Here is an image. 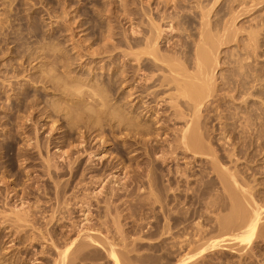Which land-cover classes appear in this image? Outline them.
<instances>
[{
  "label": "bare ground",
  "instance_id": "bare-ground-1",
  "mask_svg": "<svg viewBox=\"0 0 264 264\" xmlns=\"http://www.w3.org/2000/svg\"><path fill=\"white\" fill-rule=\"evenodd\" d=\"M224 1L228 2L229 5L227 8L225 7L226 9H220L219 7L220 10H217V8L220 3H222V0H147L146 2L144 0H129L127 4L124 3V19L122 20L126 21V25H129V28L127 30L124 29V26L121 28L125 30L123 31L125 32L123 37L124 43L121 44L123 38L121 41L118 39L121 42L118 44L124 45L126 50L121 52V54L123 53L121 55L123 58L122 64H118L117 67L114 65L115 69H122L115 75L116 78L110 75V71L114 69L112 63L115 64V60L118 59V57L120 58V54H115L114 49L116 48L113 47L114 45H110L114 48H110L113 49L112 51H110L108 46L110 40L114 37L110 34H118L114 32L117 27L109 28L107 34L110 35L111 39H107L109 35L105 38L108 42L104 45L105 48H102L103 51H101V49V52L97 51L99 53L91 52L92 57L88 59L90 60L89 66L91 64H94V66L92 65L93 67L91 66L88 68L89 72L86 71L88 73L86 75L88 76L87 78L83 76L85 75L83 72L80 77L74 76V71L72 72L70 69L72 64L70 66H63L64 68L62 69L64 70L62 71L61 69L62 72L59 70L58 78L55 79L46 71H36L37 74H40L38 76L35 75L36 78H39L44 85L50 83L49 86L54 88H51L54 90L53 93L56 90V92H61L58 96H60V94L62 95V97L59 98L56 96L55 100L58 98L56 101L52 99L54 100L52 102L51 100L52 108L49 106L50 110L44 106L45 108H42V110L40 109L41 111L39 110V112L47 115L49 111L53 109L52 111L56 113H63L64 116L57 114L58 116L53 117H65V119L62 120H67V122H65L66 124L68 123L70 128L75 130L76 127V130L79 132L81 130L80 137H78L80 138L79 143L78 141V144L76 143V148L78 150L72 146V149L74 147L80 155L77 156L74 161H72V157L71 159L68 158L71 161L68 162L67 171H69L68 173L72 178L78 177L79 175L91 174V177L89 175L90 179H88L89 177H84L89 180L90 184L101 187L99 188V193L96 191L98 193H96L97 196L100 195L101 197V195L107 194L106 200L104 201L106 213L103 211L106 214L105 217L108 218L110 216L109 218L112 217L115 221L117 217V221L120 219L119 217H123L122 220L125 221L129 220V217L132 216L133 218H137L133 215V210L136 211V209L131 210L133 212L132 215L128 214V212L127 214L124 213V215L122 212L123 209L118 205L119 202L125 200L123 199L124 193H128V196L126 194L127 197L130 196L129 193H132L129 190L130 188H127L128 183L122 185L121 182L125 179L131 182L139 181L141 178L138 179V177L142 176L141 173H145L146 171L148 172V179L150 178L149 181L146 178L149 191L145 188L147 183H143V187L148 191L146 194H148L147 196H138V199L134 198L136 202L135 208L139 206L140 213L138 211L139 208H137V211L141 214V212H145V209L147 210L146 207L153 204L156 205L157 203L155 207L160 204L161 215L156 218L157 221L155 220L156 223L152 224V227L149 226V228L151 227L150 229L143 227L142 224L134 225L133 223L132 226L130 224V227L126 228L125 225H120L121 219L118 222L113 221L114 225H112V221L110 222V220H107V222H110L108 224L100 218L103 221L102 223L99 219L102 224L98 221L99 225L97 223V225H91V217L93 216L91 208L94 202L91 204V200L93 199L90 198V196V200L87 198L88 202L87 199L83 200V196L86 195L87 192L81 196L83 201H76L77 203H74L76 206H78V203H81L77 211H79L83 220H80L81 223L79 226H76V224L73 226L74 224H72L73 227L71 229H69L70 226H66L67 230L63 232L60 229L59 231L57 227L55 228V226L62 225L59 223L63 218V215H60L62 213L61 210L64 206L63 210H65V208L68 209L73 205L71 202L73 200L75 202L78 198L74 197V195L71 197V195V199L67 200L68 197L66 198L67 202L66 200L65 202L62 201L67 194V184L61 185V182L58 181L59 183H57L55 182L56 180L54 181L57 183V185L55 184V190L58 197L55 201L58 205L56 204L57 207L55 205L56 208L53 207L54 209H51L52 213L48 216L49 218L46 216L47 207L40 204L41 200L36 206H31L30 204L32 203H29L27 200L28 195L30 196L33 190L28 188L29 190L21 191V195L20 192L15 190V187L14 190H11L7 194L9 197V195L13 193L14 197L12 199L16 200V205H14L12 212L10 211V215H6L9 217L11 216V220L8 219V222L11 224V226L9 225L11 234L9 238L14 235V239L10 241L12 245L8 248V250L11 249V253H4L7 248L4 247L2 250L1 247L3 245H0V264H12L11 262L17 259V255L12 260L7 257L10 255V258H12L11 256L13 255L11 254L14 252H16L14 254L20 255L21 258L26 257V259L29 257V254H32L35 262L37 260L40 261V259L44 260L45 263L43 262L42 264H201V259H203L205 257L204 255L209 253V251L215 253L218 249L229 248L233 250L234 247L235 249L239 246V248H241V245L245 247L238 249L239 253H241L240 250L243 252L246 247L248 249L250 245L251 248L248 250L252 251V242H255L257 238H264V200L261 201L262 197L264 199V194L262 196V192L260 193L262 196L260 199L259 192L257 194L256 190H259L258 188L261 184H259L258 180H254L258 179L255 178L257 176L256 173L254 177V174L250 175L255 172V168L253 167H256L255 163H258L260 158L264 155V64L261 62L264 58V37L261 38L259 34L263 32L260 31V28L261 30L264 28L263 19L256 22V29L252 26L249 27L250 31H248L249 33L247 34L248 38L246 37V39L243 37L245 40L241 39V42H247L242 43V45L245 44L243 45L244 47L240 46V48L234 52L225 53L227 61L225 60L224 64H222L223 61L221 58L223 52L222 48L229 45L233 39L239 38L237 34H240L242 30L240 27H236L239 19L243 17V14L244 16L245 14L247 15V12L257 11L258 8L256 7L261 3L264 4V0ZM154 4L156 7H153ZM105 13L110 14L111 10L108 9ZM110 15L113 14L111 13ZM107 17L110 18L111 16L107 15ZM114 19L116 23L121 24L120 16H116ZM97 24L99 25V23ZM81 25H83V22ZM259 26L263 28H259ZM257 27L259 28L258 30ZM174 33L178 35L172 37ZM176 37L178 40L173 42ZM237 41L240 43V38ZM239 45H241V43ZM117 50L118 47L116 51ZM97 55L106 56L98 57ZM108 57L110 58L109 62L107 61L109 60ZM38 58L39 57H36L34 60ZM78 58L81 61V58ZM106 62L111 64L109 65V69ZM86 64L87 61L83 63L81 61L78 67L82 68L83 65ZM100 64L102 65L97 67ZM77 65L78 63L76 66ZM222 65H227L228 67L224 69ZM73 66L75 65L73 64ZM98 70H104V76L99 75V73H97ZM221 70L222 74H220ZM107 72L108 78L106 79L105 74ZM77 75H79L78 72ZM136 77L140 79L138 81L139 83L134 87L138 91L134 93L133 90L130 89L125 98L123 97L126 99L124 104L121 103L122 101L115 100L113 94H109V91L116 93L121 91L118 87H121L120 89L123 90L131 88L137 82L134 80ZM62 80L66 81V84L61 83ZM133 80L135 81L134 83ZM116 93L115 95H117ZM138 93L139 95H136ZM27 95L28 94L20 96L21 98H18L19 101L16 102L13 107L22 109L25 105L29 106L31 104V106H29L30 109H28L32 111L26 110L27 107H25V113H27V111L28 113L30 112V115L26 114L29 115L27 121L30 122L29 118L31 114V117H33V113L37 111V107L39 109V102L33 101V103L35 102L36 104L32 105L31 101L29 104L27 102L29 95ZM111 95L114 99L111 98ZM135 95L136 97H134ZM117 98L121 99L119 96ZM136 100L138 101L137 105H134ZM161 103H169L171 104L170 106H172L171 108L174 109L170 108L173 110V113L172 118H169L171 124H174L171 126L169 122V126L174 127V130L173 128L172 130L176 135L173 139L171 138L172 140L170 139L171 141L167 142L168 144L165 142L166 145H164V147L167 146L166 149H162L161 152L157 153V143L160 142L158 137L161 134H159L158 131L164 130V127L154 128L155 124H159L160 121H155L154 127L147 125L146 122L148 120L146 122L144 121L146 124H143L144 122H139V117L135 116L139 113L137 112L136 114L135 111L132 112L131 110H135L136 107L139 106L137 110H142L141 113L146 112L145 114L151 113L154 115V110L160 109L158 107ZM55 121L59 120L55 119ZM179 122H182V125L176 128ZM57 123L59 124V122ZM104 125H107L106 127H111V131H113L115 127L125 130L123 133H126V135L122 141L129 143L122 147H118V154L121 156V159L118 161L114 160L115 162H110L106 165L101 163L102 167L99 168L98 166L97 169L96 165L94 168L82 169L83 157L80 158L81 156L85 155V157H89L90 161L93 162L94 160L92 161V157H96L105 150L108 140H106L105 137H101L103 133H98L99 130L103 131ZM169 126H167L168 129ZM73 129H71V131ZM78 131L77 133L79 135ZM70 133L71 132H69V134ZM92 134H96L93 136L94 138L92 141L97 140L96 142L99 141V143H101V146H97L99 148H95L96 146L93 148V145H91L92 141H90L91 143L88 141V137ZM66 135L70 137L68 133ZM67 136L66 138L68 139ZM71 137L69 139H71ZM40 145L41 144L36 141L33 147H37V150L41 153L42 151L39 149ZM45 145L46 144H44V146ZM54 145L57 146L59 144ZM141 145L143 149L145 148L146 154L154 155L155 160L151 163L153 168L148 169L149 165L147 164L148 168L145 172V167L143 166L144 169L142 172L136 169V171H132L135 172V175L128 176V172H130L128 171L124 174L125 177L121 178V174L126 170V164L123 163L122 160H130L127 156L125 157V153H127V155L132 154V152H135L133 148L141 147ZM49 147L50 146H48V148ZM68 152H60L58 158L66 162L68 160L67 157L71 156L69 155L70 153L67 154ZM21 157L23 156L21 155ZM133 157L136 160L140 157V154L136 153ZM40 158L43 159V157ZM184 158L187 160H185L186 167L182 169L181 166L176 163V168H171L170 171L168 170L169 172L165 174V177H167L166 182H168L169 185L167 184L168 187L164 186L166 188H164L163 185L162 187H158L159 194H157V192H155L157 189L155 186L156 183L153 184L151 179L154 169L163 170V165L168 163L167 161L171 160L172 162H177L181 159L184 160ZM81 159L82 161H80ZM243 160H245V162ZM50 161L47 160L48 163H46L45 159V163L48 164V176L51 178L52 176L54 177V175H57V177L64 175L63 173L58 174L57 169L56 171L51 170L54 165L52 166ZM95 162H93V165ZM148 163L150 162L148 161ZM252 164L254 165L252 166ZM258 164H262V161ZM243 165L244 167L242 168ZM89 166H91V164ZM140 167L139 165V168ZM262 169H264V167ZM262 169L260 170L264 172ZM127 170L129 169L127 168ZM133 170H135L134 167ZM158 170L156 172H159ZM58 171H60V169ZM165 171L162 172L165 173ZM118 173H120V175L115 176V174ZM53 177L52 179H54ZM251 179L256 181V184L254 183L255 185L259 184L258 187L253 185V180L251 181ZM263 180L264 179L259 181L263 182ZM1 181L3 180L1 179ZM105 182L107 184L108 182L109 184L113 182L115 185L117 183L120 185L121 183L122 186H119V188L117 187L118 184L116 186L114 185L117 189L112 187L111 190H109L110 192L107 193L108 189L105 188ZM163 182H165L164 179ZM16 183L17 182H15V184ZM86 184H84L86 187H91L88 185V182ZM103 184L104 187L102 186ZM174 184H176V187H173ZM181 184H184L183 188H185V190L181 188ZM262 185L264 186V183H262ZM141 187L139 188L141 189ZM79 188L81 187L79 186ZM144 188H142L141 191H143ZM179 188L185 191V193L183 194V191ZM48 189L50 190V188ZM86 190L87 189L84 191L86 192ZM167 190L172 191V193L174 190L173 195L170 196V194H167L169 193H166ZM120 191H122L123 194ZM135 191H133V193ZM136 193L137 192L133 195L136 196ZM88 195L90 194H87V196ZM95 198L97 197L95 196ZM103 199L104 198H102V201ZM128 200L132 201L131 199ZM61 201L64 202V206L61 204ZM130 201L129 204L131 203ZM185 201L190 209H193L192 212H194V214H196L198 210L200 212L202 211L203 214L205 213L204 216H206L207 212H209V214L213 213L214 215L216 214L215 212L218 211L222 213L226 212L213 216L214 218L216 217L215 225L217 224L219 227V235L216 238H206L205 233L209 231L211 227L209 230H206L208 226L206 225L207 227H205L203 225L205 222H202V219H200L202 223L198 224L199 221H196L197 223L195 222V224H197L194 225L196 226L195 233L191 234V231L189 232V229L192 228L189 219L193 214L191 211H188V208L186 210L183 209L185 206L182 207V210L178 208L182 206L180 204H183ZM129 204H127L128 207L133 205L132 203ZM73 207L75 208L74 205ZM151 208L153 209V207ZM71 209L69 208V211ZM152 209L150 210L152 211ZM183 210L184 212H182ZM177 211H179L180 214L174 215ZM149 213L151 214V212ZM111 214H115L114 216L116 219L111 216ZM140 216H143V214L139 215V217ZM150 216L152 217L153 215ZM102 218L104 217L102 216ZM149 218L146 219L152 221L155 219V217H152L153 219ZM205 220L207 221L208 219L205 218ZM135 221L136 220L133 222L136 223ZM201 224L205 228H203ZM213 225L214 223L211 226ZM211 230L213 231V229ZM60 235L61 237H58ZM168 241L174 242L168 243ZM232 242H235V244L233 243L235 246L231 245ZM36 247H38V251L36 249L34 251ZM1 251H4L3 254ZM249 252L250 251H248V254ZM4 254L6 256H4ZM19 259L20 257H18L17 261H19ZM8 260H11L10 263H7ZM20 263L22 264V262ZM13 264H15V262Z\"/></svg>",
  "mask_w": 264,
  "mask_h": 264
},
{
  "label": "rangeland",
  "instance_id": "rangeland-1",
  "mask_svg": "<svg viewBox=\"0 0 264 264\" xmlns=\"http://www.w3.org/2000/svg\"><path fill=\"white\" fill-rule=\"evenodd\" d=\"M107 1H109V0H0V245L1 246L3 245L2 247L1 246L0 247L2 248V250L4 249V247L7 248V250H5V252L1 251L2 254H3V252L4 253H6V252L9 253L11 251V249L8 250V248L12 245L10 243V241L12 239H14V235L11 238H9V236L11 235L10 234V229H9L11 224L8 222V219L11 220V216L9 217V216H6V215H10V211L12 212V209H13L14 205H16V200L12 199L14 197L13 193H11L9 195V197H8V194H7L11 190H14L15 187H16L15 190L20 192L21 195H22V192L24 190H27L28 188L33 190L32 194H30V196L28 195V199L27 200L29 201V203H32V204H30L31 206H33V205L36 206V204L41 200L40 204H42L43 206L45 205L47 207L46 208V211H47V215L46 216L48 217V216H50V213H52L51 211L54 208H56L57 205H58V203L55 201V200H57V197H58V195H56V190H55V187H56L57 183L61 182V185L62 184H67V186H66L67 187L66 188L67 194H66V197L63 198L62 201L65 202L67 197H68L67 200L71 199L70 198L71 195H72L71 197H73V195H74V197H78V198H77V200H75V202H74V200L72 201L73 203L71 202V204H73L75 206V208L73 207V205H71L69 207L70 209L72 208L71 209L72 212H71V210L69 211V208L68 209L65 208V210H63V208L65 206L63 204L64 202L61 201L62 202L61 204H63L64 207L62 208V210H61L62 213L60 215H63V218H65L67 222L65 221V219L62 218L61 222H59L62 225L61 226L60 225L59 226H55V228L57 227L58 230L60 229L63 232H64V230L65 231L67 230L66 226H68V227L70 226L69 229H71L73 226H75V224H76V226L80 225V223H81V221L83 219H82L81 214L77 210H78V207L81 206V203H78V206H76L75 204L77 202L86 200L87 198L89 200H90V198L93 199V200H91L92 202L90 201L91 204L94 202L92 204L93 206L91 208V212H92V215H93L92 217L94 218L93 219L91 217V220H92L91 221V225L92 224L93 225H97V224L99 225L98 221L100 222L101 219H103L104 222H107V220H110V222L112 221L111 222L112 225H114L113 224L114 222H118L121 219L120 225H122V226L125 225L126 228L130 227V224L132 226V223L134 225H141L142 224L143 227L149 228V226L152 227V224L156 223V221H157L156 218H158L161 215V210H160V206H159L160 204H158L159 207L158 206L155 207L157 205V203H156V205L153 204V205H149L148 207H146L147 210L145 209L144 213L141 212V214H143V216H140L141 217L140 218L139 217V215H141V214H139L140 213V211H139L140 207L136 206V208H135L136 202L134 201V198L138 199V196H147V194H148V193L146 194V192L149 191V188H147V186H148V181H149L150 178L148 179V177H147V173L148 172L146 170L148 168V165H149L148 169L153 168V165L151 164V163H153L152 161L155 160V157H154L153 154L152 155L146 154L145 153V148L143 149L142 148L143 146L141 145V147H134L133 148V149H135L134 150L135 152H132V154H129L130 157H129V155H127V153H125V157L127 156L128 158H130V160L128 159V161H127L125 159L126 162H125V160H122L123 163L126 164L125 165L126 166V170L123 172V174H121V178L125 177L124 174L126 172H128V171L131 172V174H130V172H128L129 173L128 176H133V175H135V172H132V171H136V169L138 171V169H139V172H142L143 169H144L143 166L145 167L144 172L145 171L146 172L145 173L142 172L141 173L142 176L138 177V179L141 178V180H139L141 182H139L137 180V181H135L136 182L135 183L134 181L133 182L128 181V179H125L124 181L121 182L122 185L128 183V187L127 188H130L129 190L132 193H129V195H130L129 197H127L128 193H126L127 196L124 193V198L123 199H125V200H123L122 202L118 203V205L121 207V209H123V211L121 209L120 210L123 212V214L124 213L127 214V212H128V214L132 215L133 212H134L133 215H135V217H137V218H133V216H132V217H129L130 218L129 220L126 219L127 221H125V220H122L123 217H119L120 219L117 221L118 217L116 219V217L114 216L115 214H111V216L115 217L116 221L112 217L109 218L110 216L108 218H106L105 217L106 208H105L104 201L106 200V197H107L106 195L107 194H105V195L103 194V195H101V197H100V195L97 196V194L100 192L99 188H101V187H97V186H94V184L92 185V184L89 183L88 179H90L91 174H89L90 177H89L88 174L87 175L85 174V175H79L78 177L72 178L71 175L68 173L69 171H67L68 170L67 166L69 164L68 162L71 161L70 160L71 157L73 158L72 161H74V160H76L75 158H77V156L80 155L78 153V151H77L78 149L76 148V145L79 143L80 138H78V137H80L81 130L79 129L80 130V132H79L78 130H76V127H75V130L73 128H70V126H68V123L66 124L67 120H65L66 122L63 121L65 119V117L64 118L63 117H59L61 120L58 117H56V118L53 117V116H58L60 114H61L60 116H64L63 113H59V112L56 113L55 111H52L53 109H51V111H49V113L50 112L51 113L47 114L48 115V118H47L46 114H45L46 115L45 116L44 114H41V112H39L40 109L42 110V108L44 109L45 107H47L48 110H50L51 103L55 100L56 96H58L59 93H61V92H56V90H55V92L53 93L54 90H52V89H54V88L49 86L50 83L47 84V85H44V83L41 82V80L39 78L35 77V75L36 76L40 75V74H37L36 71H39V70L46 71V72H48L50 74L51 77H53L55 79V78H58L59 72L61 71L62 68H64L63 66H65V65H69L70 66L72 64L71 68L70 67L69 68L71 69L72 72L74 71L73 72L74 76L80 77L82 72H83V73H85V75H83V76H85V78H87L88 76H86V75L88 73L86 71L89 72L88 68H90L92 65L94 66V64H91L89 66L90 60H88V59H90L92 57L91 56V52H97V51L101 52V51H103L102 48H105L104 45L107 44L108 40L111 39L110 35L114 36L112 38L114 40L111 39L110 42H109V46L108 45H106V46H108L109 49L113 48V47H115L117 49V47H118L117 51H116V49H114V48L113 49H114L115 54L116 53L120 54V58L118 57V59L115 60V64L112 63V65H113L112 67L114 69L111 70L112 72L110 71V73H111L110 75H113V77H115V75H117L122 70V69H120V70L115 69V67H117L118 64L119 65L122 64V59L123 58L121 57V55L123 53L121 54V52L126 50L124 45H120L118 43L124 37V33L125 32H123V31H125V30H127L129 28V25H126L127 24L126 21L122 20V19H124V16H123V13H124L123 11L125 10L124 3L127 4V1H129V0H111L112 3H111V1H109L111 5ZM144 1L146 2L147 0H144ZM104 3H106V4H104ZM261 4L258 7H256V8H258L257 11H253V12L250 11L251 13L247 12V15L245 14V16H244V14H243V17H241L239 19L236 27L237 28L240 27L242 29L240 31V34H237V36L240 38L241 45H239L240 43L237 41V40H239V38L237 37L238 39H233V41L230 42L229 45L224 46L222 48L223 52H222V55H221L222 56L221 58H222V61H223L222 64H224L225 60L227 61V59H226L227 56H225V53L234 52V51L238 50L240 48V46L244 47L243 45H245V44L242 45V43H244L245 41L241 42V39L245 40L246 37L248 38L247 34L249 33L248 31H250L249 27L252 26V27H255V29H256V26H257L256 22H258L260 19H263V21H264V8H263L264 4H262V5ZM154 5H153V7H156V5L155 6ZM228 5H229L228 2H225L224 0H222V3H220V5L218 6L217 10H220L222 8H225V7L227 8ZM219 7H220V9H219ZM106 8L110 9L111 13L113 15H110L111 13L110 14L105 13L108 10ZM105 9H106V11H105ZM248 13H250V14H248ZM86 14H88V15H86ZM105 14H107V15H109L111 17L108 18L107 15H105ZM116 16H120L121 17V19H120L121 20L120 21L121 24H118V23L115 22L114 18ZM95 21L97 23H99V25ZM82 22H83V25H81ZM123 26H124L125 30L121 29V28H123ZM99 27H100V29H99ZM111 27L112 28L113 27H117V29H115L114 32H116L118 34H110V35L107 34L109 32L108 31L109 28H111ZM260 27H262V26H259V28ZM259 28L257 27V30ZM263 29L261 30V28H260V31L261 32L263 31L262 33H259L261 38L264 37V30ZM242 31H245V32H242ZM176 35H178V34L174 33V35H172V37H174ZM107 36H108V38H107L108 40L107 39L105 40V38ZM243 37H245V38H243ZM177 40H178V38L176 37V38H174L173 42L177 41ZM123 43H124V38H123V42L121 44H123ZM245 43H247V42H245ZM110 45H112V46L114 45V46L112 47ZM113 49H110V51H112ZM99 52H97V53H99ZM88 56H90V57H88ZM97 56H94V57L98 58V57H100L102 55H99L98 57ZM104 56H106V55H103L102 57H104ZM36 57H39V58L34 60V58H36ZM78 57L81 58L82 63L87 61V64L83 65L82 68L78 67L80 65V63H81V61L79 60ZM108 59L109 60H107V61L109 62L110 58L108 57ZM117 60H118V62H117ZM261 62L264 64V58H263V60ZM77 63H78V65L76 66ZM73 64L75 66H73ZM106 64L108 65L107 67L109 69V65H111V64H109L107 62H106ZM101 65L102 64L98 65L97 67H99ZM114 65H115V67H114ZM222 67H224V69H225L228 66L227 65L226 66L222 65ZM63 70L64 69H62V71ZM81 70H84V71H81ZM77 72H78L79 75H77ZM97 73H99V75H101V76L102 75L104 76L105 71L104 70H98ZM220 74H222V70L220 71ZM107 76H108V72L105 74V78L106 79L108 78ZM81 78H83V77H81ZM103 80H104V78H103ZM134 80H136L137 82L131 88H126V89H124L125 90L124 91L123 89H120L121 87H118V89L121 90V91H118L117 93L113 92V91H109L110 92L109 94H113L115 100L122 101L121 103L124 104L126 102L125 101L126 99H124V98H125V96L127 95L128 91L130 89H132L134 93H136V91H138L134 87H135V85H137V83H139L138 81L140 79H138L136 77ZM134 80H133V83L135 82ZM140 82H142V81H140ZM61 83L66 84V81L62 80ZM111 92H113V93H111ZM25 93L29 95V96L27 95L28 98H29V99H27L28 103L32 101V105H33V104H36L35 102L33 103V101L39 102L38 103L39 104V109L37 107V111L33 113V115H34L33 117H31L32 116V114H31V116L29 118L30 122L27 121V119H28L27 117L30 115L29 114L30 112L28 113V111H27V113H25L26 110L30 109L29 108V106H31L30 103H29L30 104L29 106L25 105V107H27V109L25 107L22 108V109H20L18 107H17L18 109L13 107L14 104H16V102L19 101L18 98L20 96H25L26 95ZM63 93H64V91H63ZM115 93L117 95H115ZM136 95H139V93L136 94ZM136 95L134 97H136ZM113 96L111 95L112 99H114ZM118 96L121 97V99L117 98ZM59 97H62V95L60 94V96H58V98ZM122 98H123L124 101L122 100ZM52 99H54V100H52ZM51 100H52V102H51ZM137 102L138 101L136 100V103L134 102V105L135 104L137 105ZM28 103H27V105H28ZM170 105L171 104H169V103H161V105L158 107L161 110L160 109L154 110V112H155L154 115L151 114V113L150 114H145L146 112L141 113L142 110H137L138 109L137 107H139V106H137L135 110L134 109L131 110L132 112L135 111L136 114H137V112L139 113L138 115H135V116L139 117L138 118L140 120L139 122L143 123L144 121L146 122L148 120L146 122L147 125H149V126L151 125V127H152L154 125L155 121L156 122L160 121L159 124H157V125L155 124V127L154 126L153 127L154 128H156V127L157 128L158 127H164L165 131L164 130H162L160 132L158 131V133L159 134L161 133V134L158 137L160 142L157 143V153L161 152L162 149H166L167 146L164 147V145H166L167 142L171 141L174 138V136L176 135V134H174V131H173L174 127H171L174 123L171 124L170 119H169V118H172V113H173V110H174L173 108H171L172 106H170ZM167 107H169V108H167ZM170 108L173 109V110H171ZM29 111H32V110H29ZM157 111H158V113H157ZM54 113H56V114H54ZM26 114H29V115H26ZM52 117H53V120H52ZM54 118L56 120L58 119L59 121H55ZM140 118H142V119H140ZM30 119H32V120H30ZM53 121H55L56 123L53 122ZM57 122H59V124ZM145 122L143 124H146ZM169 122H170L171 126H169L170 125ZM181 123L179 122V124H178V126L176 128L180 127L182 125ZM106 126L107 125L103 126V129H102L103 131H101V130L98 131V133L99 132L103 133V135L101 134V137H105V139L108 140V144H107V146H105L106 147L105 150H103V152H101L102 155L99 154L96 157H92V161L93 160H94L93 162L96 161L94 163V165H93V162L90 161L89 157H87V156L85 157V155L81 156L80 158L83 157L82 158L83 161H82V159L80 160V161H82V169L94 168L95 165H96V169H97L98 166H99V168L102 167V164L106 165V164H109L110 162H115V161H118L119 159H121L120 158L121 157L120 154H118L119 153L118 147H122L123 145H125V144L127 145V143H129V142L126 143V142L122 141L124 139L125 135H126V133H123V131L125 132V130H122V128L119 129V128L115 127V128H113V131H115V132H113V131H111L112 130L111 127H106ZM167 126H169L170 130L168 129ZM57 128H58V130H57ZM172 128H173V130H172ZM71 129H73L74 131L73 130L71 131ZM166 129L168 130V132H167ZM77 131L79 132V135H78ZM120 131H122V132H120ZM69 132H71V133L69 134ZM65 133L66 134L68 133V135L70 137L72 135L71 139H69L70 137H68ZM96 134H92L90 137H88L89 140L88 139L87 140L89 142L92 141L93 138H94L93 136H95ZM66 136L68 137V139L70 141L66 138ZM76 136H77V138H76ZM63 137H65V138H63ZM48 138H49V140H48ZM61 138H63V139H61ZM72 139H73L74 142L72 141ZM166 139H167V141H166ZM119 140H121V141H119ZM36 141L41 144L40 148H39L42 151L41 153H40L39 150H37L38 149L37 147L36 148H34L35 146L33 147V144H35ZM77 141H78V143H77ZM96 141L95 140L92 141L91 145H93L92 146L93 148L95 146H96L95 148H99L97 146H99L101 144V143H99V141L98 142H96ZM69 142H70L71 145L69 144ZM161 143H162V145H161ZM12 144H14V145H12ZM44 144H46V145L44 146ZM54 144H59L61 146H59V145L56 146ZM48 146H50V147L48 148ZM69 146H71V147H69ZM72 146H74L77 150L74 147L72 149ZM63 150L66 151V152L69 151L67 154L70 153L69 155H71V156L67 155L69 157L66 156L67 159L70 158L66 162L63 161L62 159L58 158L60 156V152H64ZM72 150H73V152H72ZM39 153H40V155H39ZM136 153L140 154V157L135 160V158L133 156ZM21 155L23 157H21ZM40 157H43V159L40 158ZM263 157H264V155H263ZM263 157H261V158H263ZM150 158H151V161H150ZM152 158H154V159H152ZM261 158H260V161H258V163H261V161H262V164L255 163L256 167L253 166L254 164H252V166L255 168V170H254L255 172L254 173L251 172L252 174H250V172H249L250 175L254 174L253 177L256 176V175L258 176V177L257 176L255 177V178H258V179H254V180H258L259 184H261V185L258 184L259 185V188H258L259 190H256L257 194L259 192V196H260L259 198L260 199H261V197L264 194V188H263L264 186L262 185V183H264V180H263V182H260L262 179H264V172L260 170V169H262L264 167V163H263L264 162V158L263 159H261ZM45 159H46V163H48L47 160L48 161H50V160L52 161V162L50 161V163L52 164V166L53 165L54 166L52 167L53 169L51 168V170L56 171V169H57L58 174H62L63 173L64 175H62L60 177L58 176L59 178L57 177V175H54V177L52 176L54 179H52V177L50 178V176H48V172H47V169H48L47 165L48 164L45 163ZM147 160L150 163H148ZM185 160H186V158H184V160L181 159V160H179L177 162H172L170 160V161H167L168 163H165L163 165V170L162 169H159V170L158 169H156V170L154 169L153 175L151 174L152 175L151 179H152V183L153 184L156 183L155 186H156L157 189H156L155 192H157V194H159L158 187H162V185H163V187L164 186L168 187V185H169V183L166 182L167 181V177H165V174H167L170 171L171 168L172 169L176 168L175 167V166H177L176 163H178L181 166V168L184 169L186 167V161H187V160L186 161ZM159 161H161V160H159ZM243 161L245 162V160H243ZM84 162H86V163H84ZM88 162L91 164V166H89L90 164ZM57 164H58V166H57ZM139 165L141 166L140 168H139ZM146 165H147V167H146ZM257 165H259V166H257ZM260 165H262L263 167L260 166ZM54 167H55V170H54ZM58 167H60V168H58ZM133 167H134L135 170H133ZM243 167H244V165L242 166V168ZM258 167H260V168H258ZM62 168H64L65 170L62 169ZM127 168L129 170H127ZM45 169H46V171H45ZM59 169H60L61 172L58 171ZM157 170L159 172H156ZM161 170L162 171L166 170V171L164 173ZM262 170H264V169H262ZM45 172L47 173V175H46ZM255 173H256V175H255ZM143 174H145V175H143ZM117 175H120V173L115 174V176H117ZM162 175H164V176H162ZM81 176H82V178H81ZM84 176L86 178L87 177H89V178L86 179ZM156 177H157V179H156ZM146 178L148 179V181H146L147 180ZM251 178H252V176H251ZM1 179L3 181H1ZM83 179H84V181H83ZM163 179L165 180V182H163ZM109 180H111V179H109ZM252 180L253 179H251V181ZM254 180L252 181L253 185L256 184V181H254ZM54 181L57 182V183H55ZM86 181L88 182V185H90L91 187H89V186H87L88 188L86 187V185H87ZM115 181H117V180H115ZM15 182H17V183L15 184ZM90 182H91V180H90ZM121 183H120V185L117 183L118 184V185L116 184L117 187H119V186L121 187L122 186ZM143 183L144 184L147 183V185H145V188L148 191H146V189L143 187L144 186ZM69 184H71V185H69ZM84 184H86V185H84ZM104 184L102 185L103 187H104ZM106 184H105V188L108 189L107 193L110 192L109 190H111L112 187L114 188L116 186L113 182L111 184H109V182H108L107 185ZM78 185L81 188H79ZM175 185L176 184H174L173 187H176ZM258 185H255V186L258 187ZM47 187L50 188V190ZM117 187H115V188L117 189ZM139 187H141V189L144 188L145 191L144 190L141 191V189ZM166 187H164V188H166ZM183 187H184V184L182 185L181 188H183ZM89 188H90V190H89ZM181 188H179L181 191L185 190V188H183V190ZM79 189H82L83 191L79 190ZM85 189H87L86 192L84 191ZM135 189H136V191H135ZM89 191H90V193H89ZM133 191L137 192L136 196L133 195V194H135V192L133 193ZM120 192L123 194L122 191H120ZM142 192H144V193H142ZM164 192H165V190H164ZM167 192H169V193H167ZM261 192H262V196L260 194ZM86 193L90 194V195L87 196ZM166 193L170 194V196H171V195H173L174 190H173V193L170 190H167ZM184 193H185V191H183V194ZM83 194H86V195L83 196ZM92 194L93 195L96 194V195L93 196ZM81 196H83V200H82ZM89 196H90V198H89ZM95 196L98 199L95 198ZM84 197H85V199H84ZM99 197H100V200H99ZM102 198H104L103 201H102ZM127 198L131 199L134 203L132 201L128 200ZM88 199H87V202H88ZM67 200H66V202H67ZM263 200L264 199L262 197L261 201H263ZM124 201H125V203L127 201V203L125 204ZM129 201L133 205H130L131 203L129 204ZM101 203H103V204H101ZM186 203L187 202L185 201L183 203L185 205H183V204H180L182 206L178 205L179 206L178 208H180L182 210V207L185 206L183 209L186 210L188 208L189 209L188 211L192 212L193 209H190L189 205H187ZM123 204H125V205H123ZM127 204H129L130 207H128ZM55 205H56V207H55ZM121 205H123L124 207L121 206ZM132 207H134V208H132ZM151 207H153V209ZM137 208H139L138 209L139 213L137 211ZM155 208H157V209H155ZM132 209H136V211L133 210V212H132L131 211ZM150 209H152V211ZM147 211L151 212V214L149 212H147ZM155 211H157V212H155ZM136 212L138 213V215H137ZM159 212H160V214H159ZM182 212H184V210ZM148 213L150 215H153L152 217L153 218L155 217V219H153ZM200 213H201V215L203 214V212L202 211L200 212L199 210L197 211L196 214H194V212H192L193 215L189 219V223H190V226H192V228L189 229V232L191 231V234L195 233L196 226H194V225H197V224H195L196 221L197 222L199 221L198 224L202 223V222H205V223H203V225L205 227L208 226L207 227L208 229H206V230H209L210 227H211V229H213V231L210 229L209 231H207L205 233L206 234L205 235L206 238H208V239H209V237H210V239L216 238L219 235V227L217 226V224L215 225L216 217L214 218L213 216H215L216 214L217 215L221 214L222 212L221 211L215 212L216 213L215 215L213 213H210L211 214L210 215L209 212H207L206 213L207 217L204 216L205 213L202 215L203 217L200 215ZM224 213H226V212H223L222 214H224ZM154 214H155V216H154ZM176 214L179 215L180 214L179 211H177L174 215H176ZM64 215H65V217H64ZM147 215L149 217H151V218H149ZM97 216H98V218H97ZM102 216L105 219L102 218ZM145 217L149 218V219H153V221L152 220H147ZM205 218H207L208 220L206 221ZM200 219H202L201 220L202 222H200ZM134 220H136L135 221L136 223L133 222ZM190 220H193V221H190ZM71 221H73V222H71ZM103 221H102V223H103ZM143 221H145V222H143ZM110 222H107V223L109 224ZM125 222L127 224L128 223L129 224L127 225ZM102 223L100 222V224H102ZM122 223H124V224H122ZM213 223H214V225L211 226ZM72 224H74V225L72 226ZM203 225H202V227L205 228ZM207 233H209V234H207ZM58 237H61V235L58 236ZM255 238H257V237H255ZM171 242H174V241H168V243H171ZM233 243L235 244V242H232L231 245L235 246V245H233ZM252 244H253L252 245V248H253L252 251L248 250L249 248H251V245H250V247L248 246V249H247V247L244 248L245 250L243 249L244 250L243 252L240 250L241 253H239L238 249H241L242 247H245L243 245H241V248H239L240 246L236 247L237 249H235V247L234 248L232 247L233 250L227 248V249H218L217 251H215V253L209 251V253H206V255H204L205 257L203 259H201V262L203 264H210V263H212V264H220V263H222L223 264L224 261H225L224 264H227L228 262H229L228 264H230L231 262H232L231 264H233V263L234 264H240L242 262H243L242 264H244V263H246V264H264V238L263 239L262 238H257V239H255V242H252ZM35 249L38 251V247L34 248V251H35ZM248 251L251 252V254L249 252L250 255L248 254ZM14 253H16V252H14ZM14 253L11 254V255H13V256H11L12 258H10V255L7 257L8 259L12 260L17 255L16 256L17 259L12 261L11 262L12 264L14 262H15V264H19L20 262H22V264H40V263L42 264L43 262L45 263V261L42 260V259H40V261L37 260L35 262L33 260L32 254L31 255L29 254V257L26 259V257L22 256L23 258H21L20 255L14 254ZM242 255H244V256H242ZM4 256H6V255L4 254ZM18 257H20L19 261H17ZM11 260H8L7 263H10ZM227 260H229V261H227Z\"/></svg>",
  "mask_w": 264,
  "mask_h": 264
}]
</instances>
